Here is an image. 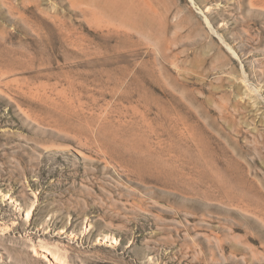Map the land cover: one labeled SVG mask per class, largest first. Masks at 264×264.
<instances>
[{"label":"rangeland","instance_id":"rangeland-1","mask_svg":"<svg viewBox=\"0 0 264 264\" xmlns=\"http://www.w3.org/2000/svg\"><path fill=\"white\" fill-rule=\"evenodd\" d=\"M0 264H264V0H0Z\"/></svg>","mask_w":264,"mask_h":264},{"label":"bare ground","instance_id":"bare-ground-1","mask_svg":"<svg viewBox=\"0 0 264 264\" xmlns=\"http://www.w3.org/2000/svg\"><path fill=\"white\" fill-rule=\"evenodd\" d=\"M106 2V1H105ZM108 3V2H107ZM179 119V118H178ZM203 155V154H202ZM29 213V211L27 212V214ZM28 216V215H27ZM42 256V255H41ZM43 257H45V255H43Z\"/></svg>","mask_w":264,"mask_h":264}]
</instances>
